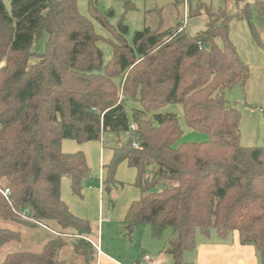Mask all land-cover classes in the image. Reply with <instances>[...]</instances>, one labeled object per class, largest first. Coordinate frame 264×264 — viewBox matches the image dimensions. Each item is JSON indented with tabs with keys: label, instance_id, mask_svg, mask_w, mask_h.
Masks as SVG:
<instances>
[{
	"label": "trees",
	"instance_id": "16d2710c",
	"mask_svg": "<svg viewBox=\"0 0 264 264\" xmlns=\"http://www.w3.org/2000/svg\"><path fill=\"white\" fill-rule=\"evenodd\" d=\"M88 9L112 38L94 30L76 0H10L9 11L0 0V189H9L6 197L0 192V248L19 242L24 227L55 232L39 252L13 251L0 264H68L59 257L67 245L62 235L73 237L76 254L90 264L92 225L70 212L60 181L67 178L71 193L82 197L94 179L84 154L64 153L61 141L106 133L116 138L106 186L116 184V168L126 161L141 191L122 221L127 235L147 224L159 238L171 227L166 252L174 264H187L183 255L195 248L198 231L214 229L221 238L236 231L264 264V144L241 145V112L225 97L249 78L229 21L245 19L260 44L250 10L264 18V0L232 15L200 2L188 15L206 14L203 31L144 27L131 44L122 19L109 24L111 10L93 0ZM39 40L43 49L33 50ZM99 42L112 48L106 63ZM169 104L180 105L186 126L207 139L181 141L177 115L163 111Z\"/></svg>",
	"mask_w": 264,
	"mask_h": 264
},
{
	"label": "crops",
	"instance_id": "0c3cea01",
	"mask_svg": "<svg viewBox=\"0 0 264 264\" xmlns=\"http://www.w3.org/2000/svg\"><path fill=\"white\" fill-rule=\"evenodd\" d=\"M229 36L238 54L247 65L261 64L264 66L262 46L254 44L252 40L249 41L246 36L249 50L247 49L244 53L239 49L238 43L233 37L231 26H229ZM257 101H259V97L253 95L252 91L246 92L245 105L240 120V143L243 146H253L258 140L257 125L255 124L251 128L248 119L246 120L244 117V114L263 112V108L255 107L256 104H261ZM115 141L116 138L110 133L104 134L101 140L83 143H78L73 139L61 141V150L64 153L80 151L84 154L94 180L92 185L84 186L82 197H76L70 191L69 180L62 178L60 197L73 215L89 221L92 225V232L87 235L86 239L92 245L93 264H174L171 255L167 256L166 252L168 242L172 237L161 246V249L157 247L158 251L156 249L152 251L153 255L157 254L155 259H152L146 251H142L144 249L141 248L139 242L126 248L122 221L130 204L141 197V191L133 184L136 169L129 167L126 161L120 162L115 171L118 188H115V184L110 187L106 186L104 180L107 169L105 166L113 156ZM105 191L109 195L107 200L104 196ZM39 228L47 232L46 241L52 238L51 235L54 234V231L43 225L36 226L37 230ZM44 243L45 241H42L40 245H44ZM138 246L139 249H136ZM139 250L141 251L139 252ZM141 254L145 255L141 256ZM146 255L149 256L148 259H145ZM183 259L187 264H258L255 248L252 245L241 244L236 231L226 238H221L214 229L210 230L207 235L198 231L195 248L185 252Z\"/></svg>",
	"mask_w": 264,
	"mask_h": 264
},
{
	"label": "rangeland",
	"instance_id": "374dc122",
	"mask_svg": "<svg viewBox=\"0 0 264 264\" xmlns=\"http://www.w3.org/2000/svg\"><path fill=\"white\" fill-rule=\"evenodd\" d=\"M93 1L96 4V7L101 11H112V16L107 19L109 24L115 26L118 21L122 19L123 24L127 26L125 39L129 44L132 43L134 33L136 31L142 30L144 27H149L150 29L154 30H164L167 28L175 29L179 26H182L185 32L191 36L203 31L206 28V14L201 12V14L196 16L188 15L189 9L195 8V6L200 2L206 4V6H208L212 11H217L219 8H222L228 15L234 14L235 11L241 9L245 3L252 2V0H177L175 3L167 4L162 8H157L155 0ZM88 2L89 0H76L79 13L92 20L94 30L97 33L103 35L106 38H112V35L109 31H107L96 20L90 17ZM4 4L6 9L9 11L10 0H4ZM250 15L254 32H257L259 35L261 43L258 44L256 42L253 37V30L245 19L232 18L229 21V26H231L233 32V37L236 39L239 49L244 51V53L247 51V49L249 50L247 38L249 41L252 40L254 44L262 46L264 52V18H259L253 9L250 10ZM216 42L218 46L222 47V42L219 38L216 39ZM98 46L103 52V60L104 63H106L112 55V48L106 42H99ZM37 49H43V42H41V40H39L38 43L34 44L33 46V50ZM31 62H33V59L30 60V63ZM248 67L249 78L246 81L243 90L239 85H235L231 89L225 90V97L230 105L236 104L241 114L245 105L246 92L252 91L253 95L259 97V101L257 102H260L261 104H256L255 107L263 108V112L244 114V117L246 120L248 119L247 121H249L251 128L255 124L258 128V140L253 146H262L264 144V134L262 135V133H264V66H261V64H253V66L248 65ZM132 105L133 103L130 101L127 102L128 109H130ZM163 110L171 111L177 115L179 125L182 129V135L180 138L181 141L200 142L207 139L206 133L192 130L186 126L183 120V113L180 105L169 104L166 105ZM115 188H118L116 184ZM104 194L107 200L109 195L106 191ZM56 230L59 231L60 229L56 228ZM123 232L125 235L123 238L127 246L126 248H129L131 244L139 242L141 248L144 249L142 251H146V253L149 254L152 259H155L157 255H153L152 251H155L157 247L158 249H161V246L164 245L175 234L171 227H167L159 238H154L151 235V227L147 224L138 226L137 229L135 228L134 231L129 235L125 233L124 228ZM20 233L21 240L19 242H10L0 248V261L4 259L5 255L13 251L29 250L33 252H39L43 245H40V242H46L47 239V232L41 228L37 230L36 227H24L21 229ZM51 236H55V232ZM62 238L67 241V245L63 248V250H61L59 257L64 259L68 264H85L84 258L78 256L74 250V246L71 243V239L73 237L69 235H62ZM136 249H139V246L138 248L136 247ZM140 251L141 250H139V252ZM143 255L145 254H141V256ZM169 255L167 253V256ZM90 264H93L92 259Z\"/></svg>",
	"mask_w": 264,
	"mask_h": 264
},
{
	"label": "water",
	"instance_id": "95a60500",
	"mask_svg": "<svg viewBox=\"0 0 264 264\" xmlns=\"http://www.w3.org/2000/svg\"><path fill=\"white\" fill-rule=\"evenodd\" d=\"M175 2H176V0H155V4H156L157 8H162L167 4H172ZM107 191H109V190L107 189Z\"/></svg>",
	"mask_w": 264,
	"mask_h": 264
},
{
	"label": "built area",
	"instance_id": "2783aa9c",
	"mask_svg": "<svg viewBox=\"0 0 264 264\" xmlns=\"http://www.w3.org/2000/svg\"><path fill=\"white\" fill-rule=\"evenodd\" d=\"M131 128L133 129L134 128V125H131ZM0 192H1V194L3 195V196H7L8 195V193H9V189L8 188H4V189H0ZM149 258V256H145V259H148Z\"/></svg>",
	"mask_w": 264,
	"mask_h": 264
}]
</instances>
